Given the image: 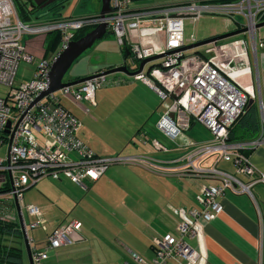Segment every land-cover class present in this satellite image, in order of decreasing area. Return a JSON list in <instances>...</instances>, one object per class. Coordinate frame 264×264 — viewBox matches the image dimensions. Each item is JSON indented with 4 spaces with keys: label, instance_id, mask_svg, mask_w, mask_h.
Masks as SVG:
<instances>
[{
    "label": "built area",
    "instance_id": "1",
    "mask_svg": "<svg viewBox=\"0 0 264 264\" xmlns=\"http://www.w3.org/2000/svg\"><path fill=\"white\" fill-rule=\"evenodd\" d=\"M132 2L110 0L111 11L105 17L99 13L82 17L49 13L48 18L38 16L27 24L15 0H0V85L10 88L6 97L0 96V143L8 142L7 155L0 157V187L8 182L10 190L6 194L16 197L21 204L25 190L45 177L66 178L85 188L87 180H98L115 164L139 159L152 168H162L148 158L99 156L77 136L80 121L61 103L62 96L76 101L93 100L98 88L119 84L122 79L97 75L34 103L49 88L52 63L75 40L78 31L106 23L107 31L114 33L120 45L130 50L126 64L131 71H138L143 60L159 56L132 77L148 84L164 102L165 110L157 127L186 150L184 163L177 170L181 172L179 176L209 181L200 185L195 196L196 207L173 209L180 221L173 232L153 238L150 260L134 253L133 262L125 264H204L205 254L193 247L188 238L201 240L204 225L223 211L220 198L228 192L247 194L260 207L253 188L264 183V175L256 174L246 152L264 145V100L255 91L248 42L238 40L215 45L211 54H187L189 50L184 48L196 40L186 38L185 20H198L207 14L222 16L234 28H246L248 40L256 47L258 23L264 20V0H190L143 9L134 8ZM54 32L60 34L57 53L51 60H42L33 78L18 82L20 62H35V57L25 50L22 38ZM250 98L258 103L259 134L252 140L232 141L229 130ZM167 100L169 104H165ZM8 123L11 127L7 133ZM197 123L213 133L211 140L189 141L185 131ZM153 142L157 148L168 152L169 148ZM176 161L179 164L181 160ZM219 162L233 164L236 171L219 168ZM3 197L0 195V220L18 222L16 208L10 209L3 203ZM25 209L30 216L37 217L26 225L27 232L29 228H45L38 206L27 204ZM81 229L80 221L69 220L48 234L43 247L29 238L34 264H42L49 251L70 245V234Z\"/></svg>",
    "mask_w": 264,
    "mask_h": 264
},
{
    "label": "crops",
    "instance_id": "2",
    "mask_svg": "<svg viewBox=\"0 0 264 264\" xmlns=\"http://www.w3.org/2000/svg\"><path fill=\"white\" fill-rule=\"evenodd\" d=\"M93 2L92 9L94 11H87V13L79 11L71 14V16L82 17L98 14L101 9V0H93ZM132 6L136 9H143L156 7L157 5L148 0H133ZM260 28L262 29L264 26L259 27L258 31ZM234 29V27L227 29L225 33ZM217 34L215 33L212 36ZM241 35L244 36L234 42L245 39L247 33ZM191 38L199 41L193 34L187 39L190 40ZM247 41L255 91L264 100V29L260 33L258 32L256 47L251 41ZM119 44H117V48L113 49L106 46L88 49L80 56L77 64L73 67V75L68 80L89 76L122 64L126 49ZM112 77L120 78L123 81L119 84L105 85L98 88L93 100L76 101L70 97H61L62 105L80 121L77 136L101 157L120 155L148 158L151 162L161 164L162 168H152L138 159L131 164H119L125 165L121 169H111L116 164L110 166L98 180H87L85 188L66 178L56 180L45 177L26 189L20 204L24 225L29 226L32 221L37 220V217L30 216L27 213L25 209L27 204L38 206L45 221V228L28 229L29 238L35 239L39 243V247H43V242L48 234L61 224L69 220H78L82 223L81 231H74L70 234L72 243L49 251L48 257L43 260L42 264H125V262H133L132 255L134 253L140 254L147 260L151 259L153 256L151 249L153 238L173 232L180 221L175 212V215L170 218L168 226L162 223L160 227H153L155 220L151 223V226L143 224L142 220L140 222L137 220L131 225L124 226L128 231V236L121 238L113 236L118 228L114 221H98L103 230H101L102 234L97 235L93 233L95 226L89 224L86 219L88 218L87 212L89 213L90 210L95 209L93 206L95 201H102L105 204L125 205L129 190L126 189V186L122 189L120 185L113 181V176H117V174L128 178L130 175L131 177L135 174L138 175V171H140V176L143 173H150L159 177L175 178L177 183L181 185V189L178 190L179 193L176 195L180 198L177 206L185 209L197 206L195 196L198 189L202 183H208V181L189 178L182 180L171 172L173 168L181 166L176 160L184 162L186 150L184 148L180 150L175 142L158 129L157 122L165 110V105L155 90L143 81L135 80L131 75L123 72H117ZM256 106H258V103ZM251 108L248 107L247 110ZM253 111L254 108L250 110V113ZM157 131H161L172 144H163L159 139H156L157 137H154V135ZM142 138L145 139V148H141L138 143L139 139ZM148 138L150 142H148ZM250 138H253V136H250ZM153 141H158L161 146L169 148L171 151H161L160 148L154 145ZM247 152L256 174L264 175V145L249 148ZM221 163L218 164L219 168L229 172L236 171L233 164ZM43 179H50L58 184L55 188L56 191L42 190L36 197H26V192L37 186ZM102 180L100 187L95 186ZM68 185H74L75 187L69 189ZM253 193L260 204L259 208L257 202L249 195L228 192L220 198L223 211L217 218L204 225V235L201 240L188 238L193 247L200 249L205 254L204 264H264V183L256 184ZM131 194L133 195L134 192ZM4 197L6 198L3 199V203L16 208L14 197L8 195ZM140 200L142 202V199ZM72 213L76 214L78 218L69 219ZM121 226L123 227L122 224ZM18 227L21 230L19 216ZM35 230L41 231L42 235L39 238L29 235V232ZM118 232L121 233V229ZM16 234H4L3 242L4 244H10L13 243L11 239L22 238L17 246L23 250V264L26 262V256L28 264H30L23 234L21 233V236ZM141 247L146 249L143 254L146 253L147 256L141 254ZM0 264L6 263L0 262ZM172 264L179 263L172 262Z\"/></svg>",
    "mask_w": 264,
    "mask_h": 264
},
{
    "label": "rangeland",
    "instance_id": "3",
    "mask_svg": "<svg viewBox=\"0 0 264 264\" xmlns=\"http://www.w3.org/2000/svg\"><path fill=\"white\" fill-rule=\"evenodd\" d=\"M148 1L154 2V5L160 6V5H167L170 3L185 2L189 0H148ZM58 2H61L60 3L61 12L62 15L65 16L66 15L71 16V14L77 13L79 11H82L83 13H87V11L88 12L94 11L92 9L94 5L93 0H58ZM15 3L18 7L20 14L24 17L27 24L34 22L36 20L35 18L38 16H40L42 19H46L49 17L48 16L49 13L47 10L31 11L29 0H15ZM43 14H46L47 16ZM148 26L150 27L152 26V24H149ZM184 26H185V36L187 38H190L191 35L193 34L196 36L198 40L209 38L215 33L218 34L225 33L227 29L233 28L232 25L227 24V21L225 20L224 17L213 14H207L199 18L198 20L186 19ZM263 29L264 28L262 29L260 28L258 32L260 33V31ZM58 35H59L58 32H54L42 36L25 35L22 38V44L24 45L25 50L35 57V62L29 63L25 60L20 62L16 75V80L18 82L28 81L31 78H33L36 68L42 62V60L47 58H49L50 60L52 59V57L57 53V50L60 47L59 44L60 36L57 41L55 40V37ZM243 36L244 35L240 34L237 36L227 38L225 40L218 41L216 42L217 44L216 43L206 44L196 49L189 50L186 53L190 54V53L203 52V54L204 53L211 54L213 52L215 45H225L228 43H232L236 39L242 38ZM244 38L245 39L243 40L246 39L248 40L249 36L247 35ZM117 44H119V42L116 39V35L114 33H110L107 31L105 37L96 41L95 44L92 46V48L93 47L98 48V46L99 47L106 46L113 49V48H117L118 46ZM127 50H126V54H127ZM78 60H76L73 63L69 71L66 73L63 79L64 81H68L70 76L73 75L72 70L75 64H77ZM114 74H110L109 77H112ZM9 89L10 88L8 86L0 85V96L6 97ZM58 92L59 91H57L56 93ZM165 104H169V100L165 101ZM14 114L16 115L17 112H14ZM185 134L190 142H205L211 140L214 136L210 130H208L205 126L201 125L200 123L195 124L190 130H186ZM154 137H157L156 139H159V141L163 144L164 143L172 144L169 141V139H167L163 135L161 131L160 132L157 131ZM139 140L140 141H138V143L140 144L141 148H145L146 146L144 142L145 139L143 140L142 138ZM147 140L148 142H150L149 138ZM40 141H42V138H40ZM135 146L136 144L134 145V147ZM177 147L181 150L179 146ZM138 148L140 149L139 146ZM169 151L171 150L168 149V152ZM7 152H8V142L4 141L3 143H0V157H5L7 155ZM220 163L221 162H219V164ZM223 163L224 162H222L221 164ZM127 164H131V163H127ZM124 167L125 165L116 164L111 169H121ZM180 169L181 167L175 169L173 168L171 172L173 174L175 173L176 175H180L181 172L177 171ZM138 173L140 174V171H138ZM138 175L135 174L133 177H131L130 175L128 178L118 174L117 176H113V181H115L118 185H120L122 189L126 186V189L129 190V195L126 198L127 201L125 202V205L122 206L117 205L116 203L105 204L102 203V201H95L93 205L95 209L93 208L92 210L89 211V213L87 212L88 218H86L89 224L95 226L94 227L95 230H93L94 234L100 235L99 233H101V230H103V228H101L100 225L98 224V221L100 220L114 221L117 224L118 228H117V232L113 234V236H118L120 238L128 236L127 235L128 231L124 228V226L131 225L135 223L137 220H139V222L140 220H142L143 224L145 225L148 224L150 226L151 223L154 222L155 220V222L153 223V227L154 226L160 227V225L162 226V223L166 226L169 225L170 218H172V216L175 215L173 209H175L179 204L180 198L176 195H178L179 193L178 190L181 189V185L177 183L175 178L159 177L157 175H153V174L151 175L150 173H143L142 176L140 175L138 176ZM183 177L188 178L189 175ZM189 179L193 180L194 178H189ZM102 182L103 180L97 183V185L95 186L100 187ZM106 183L109 184L108 182ZM57 185L58 184H55L50 179H43L37 184V186L31 188L29 191L26 192V197L27 196L36 197L37 194H39V192L42 190L56 191L55 188ZM70 187H75V186L68 185L69 189H71ZM132 192H134L133 195L131 194ZM140 199H142V202ZM114 215L116 216L114 217ZM69 217H70L69 219L78 218L77 215L74 213H72L71 216ZM121 224L123 225V227L121 226ZM120 229H121V233L118 232V230L120 231ZM29 235L39 238L42 234L41 231L35 230L33 232H29ZM11 241H13V243L8 244L9 246L18 247L17 245L20 244L22 238L11 239ZM140 250L142 251L141 253L142 255L147 256L146 253L143 254V252L146 251L145 248L141 247ZM25 259L26 262L24 264H28L27 256Z\"/></svg>",
    "mask_w": 264,
    "mask_h": 264
},
{
    "label": "water",
    "instance_id": "4",
    "mask_svg": "<svg viewBox=\"0 0 264 264\" xmlns=\"http://www.w3.org/2000/svg\"><path fill=\"white\" fill-rule=\"evenodd\" d=\"M57 1L58 0H33V5L34 6L40 5V8H43V7L50 5V4L57 2ZM110 11H111L110 0H101V9L99 12L100 16L105 17ZM261 26H264V22H261L258 24V27H261ZM245 32H246V28H240V29H236V30H232V31L223 33V34H218V35H215V36H212L209 38L199 40L197 42H194L193 44L187 45L184 48V50L187 51V50L196 49V48L203 46V45H206V44L216 43L218 41L225 40V39L233 37V36L244 34ZM106 34H107V25H106V23H101V24L97 25L96 27H94L89 32H87L84 36L80 37L79 39L72 40L68 44V47L66 49H64L56 57V59L52 63L50 74H49V79H50L49 88L46 91L42 92L35 99L34 103L38 102L39 100L43 99L44 97H46V96H48L54 92H57V91L63 89L64 87L80 84V83H82V82H84V81H86L92 77L97 76V75H101V74L110 75V74H114L117 72H123L125 74L132 76L136 72L142 71L144 68V65L147 62L159 58V56H154V57L143 60L139 64V70L134 72V71H131L130 68L128 67V65L126 64L127 58L130 56V51L127 50V54H126L122 64H120L119 66H115V67L110 68L108 70L101 71L98 74L94 73L92 75L85 76L82 78L64 81L63 79H64L66 73L69 71V69L73 65V63L84 52H86L88 49H90L95 44L96 41L105 37ZM253 102H254V99H250L249 104H252ZM10 127H11V124L8 123L7 130H6L7 133L10 132V130H9ZM14 198H15V202H16L17 213L19 216L20 224H21L22 234L24 237L25 245H26V250H27V253L29 256V261H30V264H34V261L32 258V250H31L28 232L26 230V225H24V223H23L22 209H21V206H20L18 199L16 197H14Z\"/></svg>",
    "mask_w": 264,
    "mask_h": 264
},
{
    "label": "trees",
    "instance_id": "5",
    "mask_svg": "<svg viewBox=\"0 0 264 264\" xmlns=\"http://www.w3.org/2000/svg\"><path fill=\"white\" fill-rule=\"evenodd\" d=\"M60 3L61 2H58V1L54 2L49 5V7L47 8L48 10L47 9L45 10H47L48 13H52L54 15H62ZM21 17L24 19L22 15ZM94 27L95 26L84 27L83 29L78 31L75 39H79L80 37L84 36L87 32L92 30ZM59 36L60 34L55 37L56 41L58 40ZM124 48H126V50L128 49L127 47H124ZM200 54L203 55V52H200ZM249 105H250L249 103L246 105L242 114L238 117L236 122L231 126L229 130L230 140L232 141L252 140L258 136L259 131H260V118H259V112L257 111L258 106H256L257 105L256 100H254V102L250 106ZM248 107H252L251 109L254 108V111L250 113L251 109L247 110ZM254 134H255V137H254ZM250 136H253V138H250ZM246 154L249 155L248 152H246ZM183 163L184 162L179 161L180 165H183ZM177 177H179V179H182V180L187 179L179 175H177ZM9 190H10V185L8 182H5L3 186L0 187V195L6 196L7 195L6 193L9 192ZM4 198L6 197H3V199ZM11 208L13 207H10V209ZM6 233L7 234L17 233L16 235L21 236L22 232L20 228L18 227V222L16 220H0V262H5L6 264H23V257H24L23 250L20 247H13V246H9L8 244H4L3 235Z\"/></svg>",
    "mask_w": 264,
    "mask_h": 264
},
{
    "label": "flooded vegetation",
    "instance_id": "6",
    "mask_svg": "<svg viewBox=\"0 0 264 264\" xmlns=\"http://www.w3.org/2000/svg\"><path fill=\"white\" fill-rule=\"evenodd\" d=\"M29 3H30V7H31V10L32 11H36V10H45L49 7V5L43 7V8H40V5L39 6H34L33 5V0H29ZM48 10V9H47Z\"/></svg>",
    "mask_w": 264,
    "mask_h": 264
},
{
    "label": "bare ground",
    "instance_id": "7",
    "mask_svg": "<svg viewBox=\"0 0 264 264\" xmlns=\"http://www.w3.org/2000/svg\"><path fill=\"white\" fill-rule=\"evenodd\" d=\"M263 22H264V20H263ZM259 23H260V22H259ZM259 23H258V24H259ZM258 28H259V27H258ZM236 29H240V28H235L234 30H236ZM231 31H232V30H231ZM228 32H229V31H228ZM245 33H246V32H245ZM217 35H218V34H217ZM196 42H197V41H196ZM190 44H193V43H190ZM190 44H189V45H190ZM250 99H251V98H250Z\"/></svg>",
    "mask_w": 264,
    "mask_h": 264
},
{
    "label": "clouds",
    "instance_id": "8",
    "mask_svg": "<svg viewBox=\"0 0 264 264\" xmlns=\"http://www.w3.org/2000/svg\"><path fill=\"white\" fill-rule=\"evenodd\" d=\"M95 74H97V73H95ZM69 81V80H68Z\"/></svg>",
    "mask_w": 264,
    "mask_h": 264
}]
</instances>
